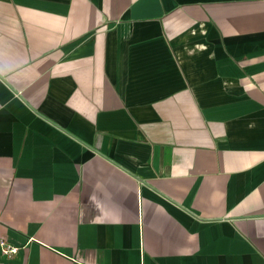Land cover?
<instances>
[{"label":"crops","instance_id":"1","mask_svg":"<svg viewBox=\"0 0 264 264\" xmlns=\"http://www.w3.org/2000/svg\"><path fill=\"white\" fill-rule=\"evenodd\" d=\"M0 264H264V0H0Z\"/></svg>","mask_w":264,"mask_h":264},{"label":"built area","instance_id":"2","mask_svg":"<svg viewBox=\"0 0 264 264\" xmlns=\"http://www.w3.org/2000/svg\"><path fill=\"white\" fill-rule=\"evenodd\" d=\"M0 247L2 249V254L7 258L16 256L20 251L18 247L8 245L5 240L0 241Z\"/></svg>","mask_w":264,"mask_h":264}]
</instances>
